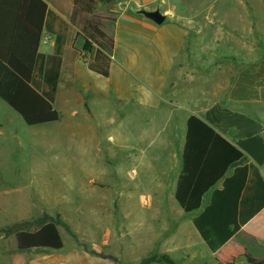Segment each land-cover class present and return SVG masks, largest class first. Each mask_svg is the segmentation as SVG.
<instances>
[{
  "label": "crops",
  "instance_id": "0c3cea01",
  "mask_svg": "<svg viewBox=\"0 0 264 264\" xmlns=\"http://www.w3.org/2000/svg\"><path fill=\"white\" fill-rule=\"evenodd\" d=\"M43 1L47 8L30 85L59 112L60 120L66 113L73 125L91 120L95 106L115 108L119 125L124 114L130 116L134 141L125 153L134 154L137 169L146 159L154 162L150 166L145 161L139 169L145 179L157 176L148 192L152 209L162 212L156 216L165 228L159 234L172 243L161 252L177 264L214 263L213 249L195 220L211 208L214 193L221 192L213 211L233 212L230 229L237 226L235 235L264 257V53L258 46L264 28L227 30L239 51L220 53L216 47L204 48L201 30L171 20L174 14L168 9L163 12L168 21L160 25L139 14L141 9L159 10L152 6L160 7L166 0H122L126 6L116 22L102 24L114 41L107 54L86 43L70 24L73 0ZM99 10L111 11L110 4ZM54 78L51 91L48 82L52 86ZM192 115L241 151L247 162L244 172L242 167L227 169L203 195L200 207L185 213L174 191L182 170L186 121ZM5 130L0 120L3 137ZM119 142L128 149L127 142ZM150 149L153 153L148 155ZM19 260L71 264L57 257Z\"/></svg>",
  "mask_w": 264,
  "mask_h": 264
},
{
  "label": "rangeland",
  "instance_id": "374dc122",
  "mask_svg": "<svg viewBox=\"0 0 264 264\" xmlns=\"http://www.w3.org/2000/svg\"><path fill=\"white\" fill-rule=\"evenodd\" d=\"M152 8L162 14L168 9L171 20L200 29L202 46L220 53L239 51L227 30L264 28V0H166ZM258 46L264 53V40ZM0 104V120L6 123L0 135V264L56 257L71 264H115L97 254L141 264L171 247L170 238L159 234L165 228L156 216L162 212L152 209L148 192L157 176L143 178L139 166L147 159L137 169L134 154L125 153L134 141L129 115L119 125L115 108L95 106L91 120L81 125L70 124L63 113L59 123L29 127L1 99ZM120 139L128 149L119 146ZM43 214L59 215L75 238L58 226L61 250L17 251L13 235L5 231Z\"/></svg>",
  "mask_w": 264,
  "mask_h": 264
},
{
  "label": "trees",
  "instance_id": "16d2710c",
  "mask_svg": "<svg viewBox=\"0 0 264 264\" xmlns=\"http://www.w3.org/2000/svg\"><path fill=\"white\" fill-rule=\"evenodd\" d=\"M111 2L73 0L69 17L80 38L107 54L112 51L114 41L103 31L102 24L116 22L118 14L100 11L99 7ZM46 8L43 0H0V98L29 127L60 120L59 112L30 85L42 39ZM55 80H52V86L48 82L51 91L55 89ZM246 162V156L214 128L199 117L190 116L186 121L182 170L174 191L176 203L185 213L193 212L200 207L203 195L227 169L242 167ZM242 171H245V167H242ZM219 198L221 192H215L211 208L195 220L202 238L213 249L212 264H264V257L253 253L235 235L238 227L234 225L230 229V216L234 213L228 210L213 211L212 207ZM58 226L64 227L75 238L59 215L53 218L48 214L15 223L5 233L13 235L17 251H58L63 248ZM97 255L120 264L113 256ZM156 262L177 264L166 254H153L141 260V264Z\"/></svg>",
  "mask_w": 264,
  "mask_h": 264
},
{
  "label": "water",
  "instance_id": "95a60500",
  "mask_svg": "<svg viewBox=\"0 0 264 264\" xmlns=\"http://www.w3.org/2000/svg\"><path fill=\"white\" fill-rule=\"evenodd\" d=\"M126 2L122 0H112L110 3L111 12L121 13L125 9ZM139 14L143 15L147 19L151 20L154 24L160 25L165 20V15H163L159 10L147 11L144 9L139 10Z\"/></svg>",
  "mask_w": 264,
  "mask_h": 264
}]
</instances>
